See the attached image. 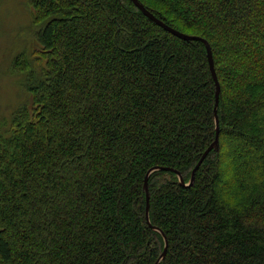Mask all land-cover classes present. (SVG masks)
<instances>
[{
	"label": "trees",
	"instance_id": "16d2710c",
	"mask_svg": "<svg viewBox=\"0 0 264 264\" xmlns=\"http://www.w3.org/2000/svg\"><path fill=\"white\" fill-rule=\"evenodd\" d=\"M140 1L209 41L221 85L194 183L149 177L160 264H264V0ZM30 5L39 48L12 63L29 98L0 132V264H155L145 176L189 182L216 137L206 46L132 0Z\"/></svg>",
	"mask_w": 264,
	"mask_h": 264
},
{
	"label": "rangeland",
	"instance_id": "374dc122",
	"mask_svg": "<svg viewBox=\"0 0 264 264\" xmlns=\"http://www.w3.org/2000/svg\"><path fill=\"white\" fill-rule=\"evenodd\" d=\"M33 9L30 0H0V132L6 131L14 109L29 95L20 84L21 74L12 70L14 58L23 50L39 48L30 35ZM37 62L32 59L34 68Z\"/></svg>",
	"mask_w": 264,
	"mask_h": 264
},
{
	"label": "water",
	"instance_id": "95a60500",
	"mask_svg": "<svg viewBox=\"0 0 264 264\" xmlns=\"http://www.w3.org/2000/svg\"><path fill=\"white\" fill-rule=\"evenodd\" d=\"M135 5L137 7H139L142 12L148 16L151 20H153L154 22H156L158 25L162 26L165 30L173 33L174 35L186 39V40H201L202 42H204L206 49H207V55H208V60H209V65H210V69L211 72L213 74L215 83H216V103H215V107H214V117H215V123H216V137L215 140L210 144V146L203 152L200 160L198 161V163L196 164V166L193 168L192 170V175H191V179L189 182H185L183 176L181 175V173L169 166H160V165H156L153 166L152 168H150L145 176V180H144V186L143 189L146 193V199H147V206H146V217L149 220V210H150V203H149V199H150V192H149V177L152 174V172L156 171V170H173L175 172H177L178 176H179V183L185 186H190L194 183L195 180V174L197 169L200 167V165L202 164V162L204 161V159L206 158V156L208 155V153L211 150H218L219 149V133H220V124H219V116H218V105H219V100H220V92H221V85L216 73V69H215V63H214V58H213V53H212V48L211 45L209 43V41L201 36H197V35H192V34H187L185 32H182L170 25H168L167 23H165L163 20L159 19L157 16H155V14H153L149 9H147L145 7V5L140 1V0H132ZM150 226L153 229H156L157 231L161 232L162 235L164 236L165 239V247L161 253V255L158 257V259L156 260L155 264H160L161 261H163L165 259L166 253H167V249H168V239L166 234L164 233L163 230H161L159 227H156L154 225H152L150 223V220L148 221Z\"/></svg>",
	"mask_w": 264,
	"mask_h": 264
}]
</instances>
